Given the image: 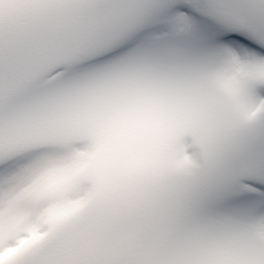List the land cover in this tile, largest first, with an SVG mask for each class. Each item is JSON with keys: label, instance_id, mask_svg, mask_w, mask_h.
<instances>
[{"label": "snow or ice", "instance_id": "snow-or-ice-1", "mask_svg": "<svg viewBox=\"0 0 264 264\" xmlns=\"http://www.w3.org/2000/svg\"><path fill=\"white\" fill-rule=\"evenodd\" d=\"M0 264H264V0H0Z\"/></svg>", "mask_w": 264, "mask_h": 264}]
</instances>
